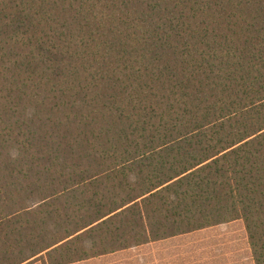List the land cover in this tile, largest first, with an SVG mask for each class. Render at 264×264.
Wrapping results in <instances>:
<instances>
[{"label":"trees","instance_id":"1","mask_svg":"<svg viewBox=\"0 0 264 264\" xmlns=\"http://www.w3.org/2000/svg\"><path fill=\"white\" fill-rule=\"evenodd\" d=\"M234 220L264 264V0H0V264Z\"/></svg>","mask_w":264,"mask_h":264},{"label":"rangeland","instance_id":"2","mask_svg":"<svg viewBox=\"0 0 264 264\" xmlns=\"http://www.w3.org/2000/svg\"><path fill=\"white\" fill-rule=\"evenodd\" d=\"M165 245H185L189 258L188 264H252V257L241 221H234L196 234H190L183 240L164 243ZM26 264H42L41 260H34ZM83 264H113L105 261H91ZM121 264V263H115ZM126 264V263H125ZM131 264V263H127ZM168 264V259L160 263Z\"/></svg>","mask_w":264,"mask_h":264},{"label":"crops","instance_id":"3","mask_svg":"<svg viewBox=\"0 0 264 264\" xmlns=\"http://www.w3.org/2000/svg\"><path fill=\"white\" fill-rule=\"evenodd\" d=\"M234 221H241V220H234ZM234 221H231V222H234ZM231 222H228V223H231ZM224 224H227V223H223V224L215 225L212 227H207L204 229L168 237V238L161 239V240H156V241H152L148 243L126 247V248L119 249L113 252L89 257V258L78 260V261L68 263V264L90 263L91 261H95V260L96 261L101 260V261L110 262L113 264L115 263L150 264V262L160 263L162 259H168V264H188L189 258L188 256H186V252H188L187 246L185 245L172 246V245H165L164 243H171L172 241H176L180 239L183 240L190 234H196L198 232H203L208 229H212L214 227H218ZM243 227H244V224H243ZM245 234H246V230H245Z\"/></svg>","mask_w":264,"mask_h":264}]
</instances>
